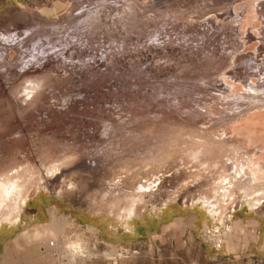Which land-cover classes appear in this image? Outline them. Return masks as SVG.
<instances>
[{"label":"rangeland","instance_id":"rangeland-1","mask_svg":"<svg viewBox=\"0 0 264 264\" xmlns=\"http://www.w3.org/2000/svg\"><path fill=\"white\" fill-rule=\"evenodd\" d=\"M197 6L206 12L190 22L176 17ZM132 16L136 21L130 25ZM262 34L264 0H0V61L10 68L9 75L0 70V162L7 167L33 160L44 177L17 224L0 223V264H264V169L248 187L251 196L241 201L236 194L226 211L231 226L240 221L246 226L244 232L231 227L237 236L230 246L231 232H221L219 216L197 197L218 180L217 171L207 176L204 166L191 159L177 168L161 194H145L128 218L100 202L105 184L91 178H101L113 159L141 160L171 141L173 121L164 127L156 120L154 134L116 154L124 149L108 140L107 128L127 126V114L137 105L153 111L166 102L163 115L204 132L206 143L211 138L235 141L226 100L243 94L238 79L250 84L264 73L248 78L242 74L249 63L240 64L241 57L264 56ZM233 54L246 69H228ZM26 75L47 77L52 85L39 107L10 106L7 90ZM158 86L162 96L150 100ZM254 107L238 125L239 133L245 128L254 133L252 143L243 146L245 159L264 158V108ZM45 134L65 143L73 157L55 175L46 176L38 153L29 154L31 147L39 149L38 138ZM52 211L58 223L64 217L63 234L55 230ZM40 227L50 235L51 246L29 238Z\"/></svg>","mask_w":264,"mask_h":264},{"label":"bare ground","instance_id":"bare-ground-1","mask_svg":"<svg viewBox=\"0 0 264 264\" xmlns=\"http://www.w3.org/2000/svg\"><path fill=\"white\" fill-rule=\"evenodd\" d=\"M203 12L206 11L201 10L199 6H197L191 12L182 11L176 13V17L178 16L181 19H183V16L185 18L189 17L186 21L190 22L191 18L196 16V13L202 14ZM137 16L140 17V15ZM128 21L131 25V23L135 22L136 19H134L132 16V19H129ZM135 24L139 25V22H136ZM262 35L264 36V34ZM241 37L243 36L241 35ZM262 46V50L264 51V43ZM236 57L237 56L235 55L234 57L229 58V64L231 66L228 65V67L230 66L228 69L233 68L234 66H237V69L242 68L241 65L244 64L242 62L243 60L244 62L247 61L249 63L247 66L249 67L250 65V69H246L247 66H245V68L243 67L244 69H246V71L245 74L242 75H246L247 77L248 75H253L256 77L257 71L264 72V56L259 60L257 59V57L253 58L252 55L250 58L243 57V59L240 56L241 65L238 64L239 62L236 60ZM9 69V65L4 64L1 60L0 70L3 75L7 74ZM224 71L226 72V70ZM224 71L222 72V75L225 73ZM236 73H232V79L235 78L234 76ZM225 74L227 75V73ZM263 74L264 73L258 74L257 78H260V80L258 79L259 81H253L252 79L253 82H251L250 84L249 82L243 81V78L241 81L240 79H238L239 83H241V89L244 91L243 94H236L237 98L235 101L226 100V103L230 105V107L227 109H232V113H229L230 111L228 112V110L226 109L227 111H225V114H227V112L229 113L228 115H226V120L233 124L234 133L237 137L235 138V141L237 142L231 140L228 141V139L226 138L219 139V141L211 138L206 143L207 137L203 135L204 132L199 134V132L194 130L193 127L181 124L178 125L174 120L170 119L171 117L169 118L168 116L163 115V111L167 112V110L169 109V107H166V102L159 103V107H161L162 110L155 109L152 111V107L150 108V106L149 108L151 110H149V108L144 109V106L142 107L140 105H137L135 107L133 106L136 109L130 110L133 112L131 114L128 113L129 115L127 114V126H125V124L121 122V124L119 125L114 124V127L110 126L107 128L106 132L109 135L108 140L110 142H113V144L116 146L118 145V148L121 150L124 149V151L129 147H133L136 144L138 145V142L146 140L149 135L151 136V134L155 133V130L158 126L153 125L152 122L156 120L157 122H160L164 127L168 126L166 123H170L171 121H173V125H171L169 129V131L171 132V141L167 144H163L160 146L158 145L159 150H156L152 155L145 156L141 160L138 158H133V156H123L122 158L120 157L121 159L118 158L117 160H114L112 155L110 154L111 152L107 150L106 154L110 160L113 159V162L111 161L110 164H107L108 166H105L108 167L106 171H104V168H102V171L104 172L101 175V178H97V176L95 177V175L91 176V178L95 180V184H105L104 189H102L101 193L98 195V198H100V202L107 201L109 203L108 208H110L112 211H116L118 214L125 215L128 218V215H131L135 211L138 201L141 202L145 200V194L151 197L157 194H161L164 188L169 187L168 181L169 179H171L177 168H179L183 164H186L187 162L189 163L194 160L197 164L204 166L202 170L207 172V176H212L216 171V173L219 172L220 174L218 180H216L210 188L203 190L197 197L203 204L206 205V207H208V212L211 215H215L216 217L219 216L218 219L220 220V226L223 228L221 229V232L225 235L227 233L230 234L231 232V236L226 240L227 244L230 246L233 238L237 236L234 232H232L231 227L240 232H244L246 226L243 221L237 222L231 226L229 221L226 222V211L232 208L237 196L236 194L239 195L238 197L241 199V201H243V199L248 195L252 194L250 193L248 187H250V184L253 182V180H257V171H261L262 169H264V158L247 156L245 159L244 155L242 156V152L245 150L243 146L252 143V135L254 134L253 131L245 128L242 133L238 132V125L248 120V116H250L251 112L250 110L253 109L254 106L257 107V109L264 108V78H262ZM226 75L224 77L228 78L226 77ZM247 77L246 80L251 76H249L248 78ZM46 78H41L34 75H26L23 79L21 78L19 81H14V84L12 83V86L6 92V102L8 101L7 103H9L10 106H12L13 103L21 105L23 102L26 103L29 107H39V102L43 101L44 92H47V88L52 85L47 80L49 78ZM219 81L220 80H218V82ZM238 81H235V83L236 85L240 86L237 83ZM219 83L223 84L222 80ZM160 87L161 86H158V88L155 89L154 93H149V98H151L150 100L155 101L162 96V93L159 90ZM217 90L219 91V89ZM211 91L213 92V90ZM224 91L225 90H223V92ZM221 94L222 92L220 93V96L224 95V93L223 95ZM232 97L230 99H232ZM217 98L221 99V97L219 96ZM240 98L242 102L238 103L240 102L238 101L240 100ZM17 101H20V103H18ZM171 104L172 102H170L169 104L170 109H172L173 107V105L171 107ZM237 105L239 106L236 107ZM147 107L148 106H146V108ZM241 108L246 109L241 112L235 113L236 110L238 111V109ZM27 109L28 108H26V110ZM108 120L109 123L113 122L110 118ZM50 138L51 137L46 134L42 138H38L39 149L35 150L33 149L34 147H31L29 153L31 154L32 158H35V153H38L39 159H41L40 163L45 167L46 176H48V174L55 175L57 172H59L60 165L68 166L71 165L73 161V157L70 156L69 153L66 154V152H68V146H62L65 143H56L55 141H52L53 138ZM120 142L123 143L120 144ZM106 143L108 144V141ZM106 143H104L103 146L107 145ZM118 148L116 149L118 150ZM113 149L115 148L113 147ZM124 151H119L122 153L117 152L116 154L126 153V151ZM1 162L0 223L7 222L15 225L19 220L21 211L24 208V204L26 203L27 198L30 196L32 190L36 186L42 185L41 183H44V177L42 174L43 171L39 163L34 162L33 160L31 161L32 163H30L29 160L25 161L23 164L15 162L11 165L9 164L10 166L8 165L7 167H5L3 163L1 164ZM250 163L252 164L250 165ZM110 165L111 167H109ZM80 185L82 186L83 184L81 183ZM96 185H93V187H95ZM100 187L102 188V186ZM93 194L95 195V193ZM54 212L52 211L51 215L54 221L53 223L55 230L56 232L63 234L65 228L64 224L62 225V221H64V217L60 215V222L58 223V220L55 221L57 218ZM68 220H70V218L65 217V221L68 222ZM49 236L50 235L48 234L46 229L44 227H40V230L36 231L33 235H30L29 238L42 240L44 243H48L49 246H51L48 242ZM216 239L220 240V236ZM216 242L218 243L219 241Z\"/></svg>","mask_w":264,"mask_h":264}]
</instances>
